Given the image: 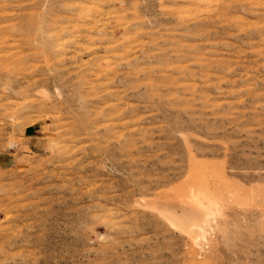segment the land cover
I'll return each mask as SVG.
<instances>
[{"label":"rangeland","instance_id":"1","mask_svg":"<svg viewBox=\"0 0 264 264\" xmlns=\"http://www.w3.org/2000/svg\"><path fill=\"white\" fill-rule=\"evenodd\" d=\"M1 39L0 264H264V0H0ZM198 183L205 249L159 216Z\"/></svg>","mask_w":264,"mask_h":264},{"label":"bare ground","instance_id":"2","mask_svg":"<svg viewBox=\"0 0 264 264\" xmlns=\"http://www.w3.org/2000/svg\"><path fill=\"white\" fill-rule=\"evenodd\" d=\"M0 42H3V39H1ZM181 197V202L178 205L180 214H172L167 210L163 209L161 211L159 209V216L161 215L162 219L168 225L187 235L195 245L200 246L201 249H205L211 238L219 232L220 225L224 223V220L222 221V219L224 218V207L226 205L224 203L226 202H223V198L217 190L212 189L203 183L189 186L185 195H182ZM228 206L229 205H227V207ZM227 217H225V219ZM229 221L231 220L229 219ZM224 225L223 227L225 228ZM219 234L221 233L219 232ZM216 237H214V240ZM209 246L213 247V245L211 246V243Z\"/></svg>","mask_w":264,"mask_h":264}]
</instances>
